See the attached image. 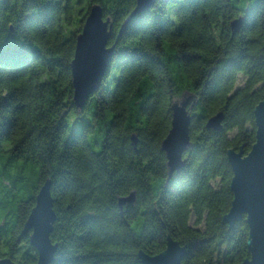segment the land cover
I'll list each match as a JSON object with an SVG mask.
<instances>
[{
  "label": "trees",
  "instance_id": "trees-1",
  "mask_svg": "<svg viewBox=\"0 0 264 264\" xmlns=\"http://www.w3.org/2000/svg\"><path fill=\"white\" fill-rule=\"evenodd\" d=\"M93 6L112 22L114 50L78 111L70 63ZM135 7L0 0V258L37 264L22 231L47 181L57 245L50 264H141L138 252L157 255L168 237L185 248L182 264L248 256L245 216L232 228L222 218L233 199L227 151H250L264 100V0H154L116 40ZM183 94L193 96L190 143L185 165L168 177L160 146ZM220 112L222 128H206ZM131 192L134 202L120 209Z\"/></svg>",
  "mask_w": 264,
  "mask_h": 264
},
{
  "label": "water",
  "instance_id": "water-1",
  "mask_svg": "<svg viewBox=\"0 0 264 264\" xmlns=\"http://www.w3.org/2000/svg\"><path fill=\"white\" fill-rule=\"evenodd\" d=\"M154 0H136V7L129 18L122 24L116 40L125 30L131 18L138 12L152 6ZM232 35L239 31L241 19L230 24ZM113 37L110 18L103 19L99 6H93L84 21L81 32L76 38L73 59L70 63L73 96L72 102L78 111L85 106L90 95L99 88L101 78L113 56L114 47H107ZM193 96L183 94L180 100L171 106V128L161 142L160 150L165 153L168 177L180 171L185 165L183 153L189 148V125ZM255 142L249 152L244 154L230 149L227 161L232 170L230 190L233 199L222 222L232 228L245 216L248 228L246 246L248 256L240 264H264V100L254 108ZM223 114L217 113L206 122V128L218 131L222 128ZM131 141L136 145V137ZM134 192L118 201L121 209L124 204L133 203ZM55 221L50 194V182H45L35 197L32 208L22 233H29L30 245L37 252V264H50L57 248L50 240V233ZM185 248L178 242L167 238L165 249L157 255L138 252L141 264H182ZM0 264H15L7 258H0Z\"/></svg>",
  "mask_w": 264,
  "mask_h": 264
},
{
  "label": "rangeland",
  "instance_id": "rangeland-1",
  "mask_svg": "<svg viewBox=\"0 0 264 264\" xmlns=\"http://www.w3.org/2000/svg\"><path fill=\"white\" fill-rule=\"evenodd\" d=\"M240 85H241V77H239V80H238V86H240ZM72 118H74V114L70 115V118L67 122H68L69 126L74 127ZM2 147H4V145H2ZM2 150H4V149L2 148ZM6 159H7V154L0 152V167L6 162ZM16 170H17L16 166L11 167V173L12 174H15Z\"/></svg>",
  "mask_w": 264,
  "mask_h": 264
}]
</instances>
